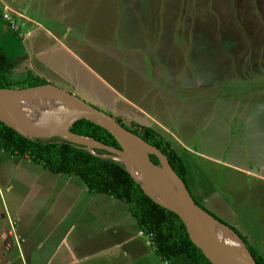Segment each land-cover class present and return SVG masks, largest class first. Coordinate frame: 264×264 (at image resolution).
I'll return each mask as SVG.
<instances>
[{"label":"rangeland","instance_id":"1","mask_svg":"<svg viewBox=\"0 0 264 264\" xmlns=\"http://www.w3.org/2000/svg\"><path fill=\"white\" fill-rule=\"evenodd\" d=\"M1 1L0 16L9 8L17 27L0 29V52L16 64L8 80L40 77L132 129H151L186 162L195 201L264 247V184L215 163L264 171V0ZM39 132L20 135L55 137ZM127 209L76 176L0 150V264H41L63 234V258L50 264H73L67 247L91 248L79 250L85 256L98 251L89 242L139 239ZM36 245L43 250L28 255Z\"/></svg>","mask_w":264,"mask_h":264},{"label":"trees","instance_id":"2","mask_svg":"<svg viewBox=\"0 0 264 264\" xmlns=\"http://www.w3.org/2000/svg\"><path fill=\"white\" fill-rule=\"evenodd\" d=\"M15 66L14 61L0 52V90L47 83L37 76L23 79L20 81L22 84L8 80L7 76ZM119 123L159 149L188 188L187 166L177 153L162 147L161 141L155 139L151 129L136 130ZM59 127L75 136L92 139L105 148H120L108 132L80 117L64 116L59 122ZM0 150L22 157L27 155L32 161L42 163L55 174L78 177L89 193L111 195L115 200L126 203L138 228L148 235L153 252L161 264H210L200 249L191 242L179 218L173 212L154 204L134 181L125 165L100 157L107 155L105 150L92 149L93 154L83 144H73L57 137L29 140L1 122ZM149 159L154 165H160L154 155L149 154ZM191 198L197 207L206 212L192 195ZM246 245L256 263L264 264V258L256 249L252 245Z\"/></svg>","mask_w":264,"mask_h":264},{"label":"water","instance_id":"3","mask_svg":"<svg viewBox=\"0 0 264 264\" xmlns=\"http://www.w3.org/2000/svg\"><path fill=\"white\" fill-rule=\"evenodd\" d=\"M46 95L56 98L60 103V106H55L53 111L57 110L64 114L85 119L104 129L113 137L120 147L118 150L105 148L92 139L76 136L84 140H92L100 147L92 149L109 150L116 156L120 155L127 171L130 173L134 181L140 185L144 194L148 196L154 204L173 212L179 218L185 227L191 242L200 249L202 255L210 264H224L223 262L228 264L226 247L234 249L238 257L244 260L246 264H257L246 243L231 227L221 224L211 215L195 205L191 198V193L185 183L177 175L167 157L159 149L145 141L142 137L124 128L118 121L116 122L108 114L85 103L75 95L48 83L24 88H6L5 90H0V122L6 127H10L8 125L10 122L13 124L14 121H26V119L19 117H9L8 115V117H6L5 114L7 113V109L11 105L12 107H16L17 105L30 103L31 101L42 98ZM67 134L70 133L67 132ZM73 144H83L86 146L88 143L86 141H81ZM140 150L144 153V164L138 162L135 158ZM149 154L154 155L160 164L159 166L154 165V163L150 161ZM148 163L161 168L165 172L167 176L165 194L161 195L155 193L149 187L146 171ZM183 193H186L190 203L200 210L201 216L197 217L193 215L181 203V195H183ZM226 235H228V237H226ZM194 239L198 240L199 243H196Z\"/></svg>","mask_w":264,"mask_h":264},{"label":"crops","instance_id":"4","mask_svg":"<svg viewBox=\"0 0 264 264\" xmlns=\"http://www.w3.org/2000/svg\"><path fill=\"white\" fill-rule=\"evenodd\" d=\"M1 2L2 1L0 0V3ZM5 13L8 14L9 20L14 21L13 18H11L12 10L5 7L3 14L0 16V29L3 31H5V27H6L7 22H9L8 19H3V15ZM14 23H15V21H14ZM3 31H2V33H4ZM182 160H183V158H182ZM183 162H184V160H183ZM215 163L219 166L226 168V169H230V170H233V171L238 172L240 174H243L244 176H246V178H249V181H248L249 184L251 182V179H256V180H258L264 184V171L261 169L260 170L255 169L253 171H249L248 169H245L240 165H236V164H232V163H222L220 161H216ZM185 164H186V162H185ZM186 166H187V164H186ZM187 170H188V167H187ZM91 195H93V194H91ZM202 196L203 195H201V193H198V195L196 197L201 201V203L203 205H205L207 203V201ZM107 201L109 203H112V206L114 205L112 198H108ZM200 207L203 208L204 210H206L201 205H200ZM127 211L128 212L126 214L127 215L126 220L130 221V227H132V228L135 227L138 229L137 238H139V239L127 238V239H123L121 241H111L108 243L103 242V243L99 244L98 246H97V243L89 242L90 247L92 246L93 249H95V250L98 249V251H94V252L89 251L87 253V255H85V256L79 255L78 254L79 250L80 249L91 250V248H88V247L83 248V244L77 245V247H75L73 249L71 247H67L69 254L71 253V256L73 259V264H161L153 252L149 237H146L143 234V231H141L138 228L134 217L130 214L128 209H127ZM206 212L209 215L213 216L210 212H208V211H206ZM142 237H146V239H144ZM62 238L63 239L58 242L57 246L55 248L51 249L50 252H48V255L45 258L44 262L41 260V264H43V263L44 264H50L55 259L60 260L63 258V255L59 253V249H62L63 244H66L65 234L62 235ZM49 242H50V238L48 240H46L44 242V244H42V245L48 244ZM42 245H36V247L33 248V250H28L27 254L28 255L32 254V251H34V252H36L35 255H37V253L40 252V250H43L44 247ZM17 246H19V245H17ZM19 248L22 249L21 246H19ZM256 250L260 254V256L264 258V247H262L260 245L259 247H256ZM21 252H22V250H21ZM23 255H25L24 252H23ZM20 256H21V254H20ZM29 258H30V260H33L32 256H30ZM25 264H27V263L25 262Z\"/></svg>","mask_w":264,"mask_h":264},{"label":"bare ground","instance_id":"5","mask_svg":"<svg viewBox=\"0 0 264 264\" xmlns=\"http://www.w3.org/2000/svg\"><path fill=\"white\" fill-rule=\"evenodd\" d=\"M60 106L59 101L52 97V96H44L42 98L36 99L31 101L30 103H23L20 105H17L16 107H12V105L7 109V113L5 114L6 117H19L22 119H26V121L19 122L14 121L8 123L10 127H12L15 131H17L19 134H26L30 132H45V134H50L53 136H56L58 138H61L66 141H70L73 143L86 141L89 143H96L92 140H84L82 138H78L76 136H73L71 134H67L66 131H63L59 127V122L64 116H68V114H64L63 112L59 111H53L54 107ZM8 115V116H7ZM35 117L39 119V125H32L30 123V120ZM38 122V121H37ZM39 132V133H40ZM88 147V146H87ZM94 151V150H93ZM96 153V152H95ZM97 154V153H96ZM143 152L141 150L136 155V160L142 164H144L145 159L143 156ZM113 161L116 163H123V159L120 155L116 157H111ZM147 183L149 187L153 190L155 193L159 194H165V189L167 186V176L164 171H162L160 168H157L156 166L152 165L151 163H148L147 167ZM181 203L189 210L190 213L193 215L199 217L201 216L200 210L195 208L189 201L187 194L183 193L181 195ZM228 237V235H226ZM196 243H199L198 240L194 239ZM226 253H227V262L228 264H246L244 260L240 259L235 252L234 249H230L226 247ZM226 264L225 262H223Z\"/></svg>","mask_w":264,"mask_h":264},{"label":"built area","instance_id":"6","mask_svg":"<svg viewBox=\"0 0 264 264\" xmlns=\"http://www.w3.org/2000/svg\"><path fill=\"white\" fill-rule=\"evenodd\" d=\"M3 19H8V20H9V17H8V14H7V13H5V14L3 15ZM9 23H10V27H11V28H13L14 30L17 29V27L14 25V21L9 20Z\"/></svg>","mask_w":264,"mask_h":264}]
</instances>
